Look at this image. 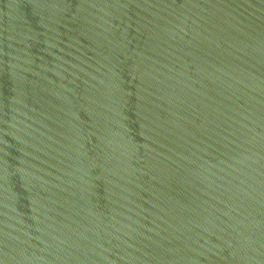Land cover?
<instances>
[{"label": "water", "instance_id": "95a60500", "mask_svg": "<svg viewBox=\"0 0 264 264\" xmlns=\"http://www.w3.org/2000/svg\"><path fill=\"white\" fill-rule=\"evenodd\" d=\"M0 264H264V0H0Z\"/></svg>", "mask_w": 264, "mask_h": 264}]
</instances>
